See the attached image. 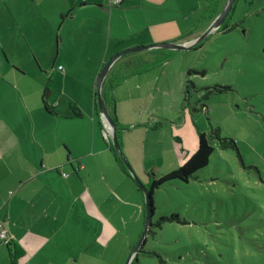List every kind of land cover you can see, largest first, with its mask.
<instances>
[{
  "label": "crops",
  "instance_id": "1",
  "mask_svg": "<svg viewBox=\"0 0 264 264\" xmlns=\"http://www.w3.org/2000/svg\"><path fill=\"white\" fill-rule=\"evenodd\" d=\"M134 1L141 9L155 5L156 11H164L161 8L165 6V11L173 14L170 23L176 30L164 31L153 39L141 37V30L118 36L117 47L108 48L106 55L98 59L97 72L109 58L126 48L195 40L217 16L221 5L220 0H212L215 5L209 9V15H216L203 30L189 32L184 24L188 18L183 13L188 11L190 0ZM93 2L101 3L100 0L90 3ZM71 10L66 19L79 13L100 17L110 12L95 6H75ZM139 14L118 11L116 23H121L118 28L122 29L121 18L127 15L140 23L143 11ZM145 16L152 20L148 13ZM152 22L156 19L149 23ZM8 38L6 31L0 32V264H126L145 224L146 212L142 208L145 197L109 147L110 140L105 137L109 130L100 112L95 110V81L85 96L83 89L71 95L63 87L60 96L54 98L51 79L46 84L38 75L45 74L40 69L42 61L38 60L40 71H29L28 62L20 63L15 55L26 50L22 45L14 48ZM63 49H67L64 40ZM194 50L198 49L154 48L133 52L121 57L107 75L104 85L109 82L107 79L120 75L118 66L122 65L123 69L125 64L135 62L131 68H125L127 73L121 74L120 84L111 89V94L113 90L119 92L124 81L127 84L125 92L112 96L116 120L122 130L121 148L127 149L125 154L131 162H137L142 155L137 153L139 148L145 152L163 148L156 133L166 135L171 147L173 137L182 143L181 137L173 134L182 128L174 120L186 108L183 101L190 69L187 77L186 70L189 53ZM65 77L63 84L68 73ZM80 81L77 79L75 83L78 87ZM88 95L89 104L83 106L82 100L86 102ZM65 97L73 102L60 109L61 99ZM144 98L148 100V108L142 112L139 109L144 107ZM45 99L52 110L45 108ZM72 104L81 110V116L73 114ZM159 123L167 126L154 129ZM185 124L188 125V114ZM142 172L145 165L137 169L141 180ZM143 182L148 185L147 181ZM3 230L12 238L10 244L1 237Z\"/></svg>",
  "mask_w": 264,
  "mask_h": 264
},
{
  "label": "rangeland",
  "instance_id": "2",
  "mask_svg": "<svg viewBox=\"0 0 264 264\" xmlns=\"http://www.w3.org/2000/svg\"><path fill=\"white\" fill-rule=\"evenodd\" d=\"M211 1H189L188 11L183 13L188 18L184 24L189 32L203 30L216 15H209V9L215 5ZM90 2L0 0V32H7L14 48L24 47L25 53L15 55L20 63L28 62L29 71H45L38 75L46 84L51 79L54 98L60 96L63 87L71 95L83 89L85 96L92 81H95L97 94L96 83L101 71L99 68L97 72L98 59L106 55L108 48L117 47L118 36L141 30V37L146 35L153 39L164 31L176 30L170 23L173 14L165 11V6L161 8L164 11H156L155 5L141 9L134 5V0H125L122 4L121 0H100L101 3L92 5L107 8L110 11L107 15L90 17L79 13L73 18H63L71 8L84 7ZM220 2L217 15L228 0ZM118 11L138 14L143 11L144 18L140 17L138 23L132 15H127L121 18V29L118 28L121 23H116ZM147 13L152 20L145 16ZM155 19V23H149ZM228 20L232 30L213 32L200 49L189 53L186 77L191 68L199 73H190L184 81L195 83L198 91L191 89L188 100H185V91L186 108L182 116L174 120L179 129L182 128L173 134L181 137L182 143L173 137L171 147L166 135L156 133L163 148L153 152L137 149V153H142L137 162L130 161L125 154L127 149L123 152L140 180L137 169L145 165L141 182L148 184L150 177L158 178L184 164L196 152L200 133L208 131L212 125L219 126L223 136L236 141L241 158L234 150L218 148L208 166L199 170L189 183L172 181L155 191L152 223L173 214H178L185 222H166L160 229L151 227L144 251L140 249L138 258L135 257L140 264H264V0H236ZM145 26L147 28L143 29ZM38 60L42 61V66ZM29 64L33 67L29 68ZM121 66L116 70L124 75L127 72ZM66 73L68 80L63 84ZM77 79H81L79 87L75 84ZM215 85L228 89L204 100L201 88ZM126 89L124 81L121 91L113 90L112 94L116 96ZM69 102L73 101L62 98L60 109L67 108ZM87 102L89 104V95L86 102L82 100V105ZM143 104L139 111L148 108L146 98ZM203 104L208 110L201 108ZM142 196L144 198L143 193ZM142 208L146 212L144 199ZM147 251L161 254L165 263H161L157 255L144 253Z\"/></svg>",
  "mask_w": 264,
  "mask_h": 264
},
{
  "label": "trees",
  "instance_id": "3",
  "mask_svg": "<svg viewBox=\"0 0 264 264\" xmlns=\"http://www.w3.org/2000/svg\"><path fill=\"white\" fill-rule=\"evenodd\" d=\"M71 12H69L68 15H71ZM66 16H63V18H65ZM229 17V16H228ZM216 18V17H215ZM228 18L226 19L225 23L223 24L224 26L219 29V31L221 30H232L231 26L227 23ZM235 28V27H233ZM204 45V42H201L200 44H198L197 46L194 47V49H199ZM131 63H135L132 62ZM131 63L125 64V68L126 66H130ZM153 66H155L156 64H152ZM150 67V65H149ZM127 69V68H126ZM192 72H196L195 69H190L189 73ZM199 73V72H196ZM205 73V72H203ZM119 77V78H117ZM122 79L121 75H116L115 78L111 79H107V84H105L103 86V98L105 101V105L106 108L109 112V115L112 117V119L114 120V122L117 125V136L118 139L120 141V137H121V128L119 126V124L117 123L116 120V114H115V108H114V98L111 94V89L115 88L117 85L120 84ZM191 89L198 91L197 86L195 85V83H193L192 81H187L186 82V97L185 100H188V97L190 95ZM228 88L226 87H221L220 85H215L213 87H202L201 90L204 91L203 93V99L204 100H208L210 98L211 95L216 94V93H220L223 90H227ZM43 103L45 105V108L50 111L52 110V106L49 104L48 100H43ZM202 109H206L208 110L207 105L203 104L201 106ZM71 110L73 112V114L75 116H81V110L75 105L72 104L71 105ZM95 110L98 112H100L98 106H97V94L95 96ZM163 125L167 126L166 124L163 123H159L156 126H154V129H157L159 127H162ZM109 147L111 148V150L113 151V153L115 154V158L117 159V161L119 162L120 166L125 170V172L127 174H130L128 169L126 168L124 162L122 161V159L120 158V156L118 155V153L115 150L114 145L112 144V142H109ZM221 149V150H234L237 152V155L241 158V154L239 152L238 146L236 141L233 138L230 137H226L222 135V131L221 128L219 126L213 127L212 125L210 126V129L206 132H202L199 135V141H198V147L196 152L184 163L182 164L180 167L172 170L171 172L161 175L158 178L152 179V177H150L149 183L147 185L148 188V194H149V203H148V207L150 209V211L153 213L154 215V201H153V195L155 193V191L157 189H160L164 184L168 183V182H172V181H180L183 183H189V181L191 179H193L195 177V174L208 166L209 162H210V158L213 155V153L217 150V149ZM146 205V202H145ZM178 222V223H184L185 221L182 220L180 218V216L178 214H173L171 216H162L160 217L155 223H152L151 227H155V228H162L164 223L166 222ZM151 232V230H150ZM146 242V241H145ZM144 247L141 248L140 251H144L143 249ZM146 254L149 255H157L160 259L161 263H165V260L161 257V254H158L154 251H147L144 252ZM138 258V256H137ZM137 258H134L132 264H140L138 263Z\"/></svg>",
  "mask_w": 264,
  "mask_h": 264
},
{
  "label": "water",
  "instance_id": "4",
  "mask_svg": "<svg viewBox=\"0 0 264 264\" xmlns=\"http://www.w3.org/2000/svg\"><path fill=\"white\" fill-rule=\"evenodd\" d=\"M236 0H228V2L225 5V8L221 11L219 15L216 16V18L213 20L211 25L203 32L198 38H196L193 41L187 42V43H175V42H167V43H161L157 45H150V46H138V47H132L129 49H126L122 52H119L118 54L114 55L106 64H104L103 68L101 69L96 83V89H97V106L100 110V114L109 130V140L112 142V144L115 147L116 152L124 162L126 168L128 169L129 173L133 176L137 184L140 186V188L143 191L145 202H146V218H145V224L144 229L142 231V234L140 236V239L129 255L126 264H132L134 258L137 256L139 250L143 247L146 241V237L151 229L152 225V216L153 213L150 211L148 207L149 203V194H148V188L147 186L141 182L139 177L135 174L134 169L132 168L129 160L125 156L122 148L121 143L117 136V125L112 119V117L109 115V112L106 108L105 101L103 98V86L104 81L109 74L111 68L113 65L123 56L137 52L142 51L146 49H154V48H163V49H171V50H191L204 40H206L213 32L218 31L221 26L225 23L226 19L228 18L229 14L232 12L233 7L235 5ZM87 6H93L92 4H89Z\"/></svg>",
  "mask_w": 264,
  "mask_h": 264
},
{
  "label": "built area",
  "instance_id": "5",
  "mask_svg": "<svg viewBox=\"0 0 264 264\" xmlns=\"http://www.w3.org/2000/svg\"><path fill=\"white\" fill-rule=\"evenodd\" d=\"M60 68H61V67H60ZM108 136H109L108 133L105 132V137H106L107 139H109ZM63 176H67V174L63 173ZM1 237L5 240V242H6L7 244H10V243L12 242V238L9 237V236L7 235V231H6V230H3V231L1 232Z\"/></svg>",
  "mask_w": 264,
  "mask_h": 264
},
{
  "label": "flooded vegetation",
  "instance_id": "6",
  "mask_svg": "<svg viewBox=\"0 0 264 264\" xmlns=\"http://www.w3.org/2000/svg\"><path fill=\"white\" fill-rule=\"evenodd\" d=\"M227 23L230 25V21L229 20H227ZM231 26V25H230Z\"/></svg>",
  "mask_w": 264,
  "mask_h": 264
}]
</instances>
